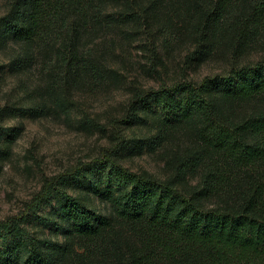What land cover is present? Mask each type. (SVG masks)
<instances>
[{
	"label": "trees",
	"instance_id": "16d2710c",
	"mask_svg": "<svg viewBox=\"0 0 264 264\" xmlns=\"http://www.w3.org/2000/svg\"><path fill=\"white\" fill-rule=\"evenodd\" d=\"M109 33H190L185 61L222 53L227 66L132 87L113 124L144 134L113 133L99 158L47 179L23 214L1 219L0 264H264V55L248 60L264 51V0H8L0 50L16 49L0 82L18 78L24 99L0 106V167L21 128L6 118L67 116L64 87L115 73ZM36 69L44 83L31 87L21 76ZM145 149L164 177L118 161Z\"/></svg>",
	"mask_w": 264,
	"mask_h": 264
},
{
	"label": "rangeland",
	"instance_id": "374dc122",
	"mask_svg": "<svg viewBox=\"0 0 264 264\" xmlns=\"http://www.w3.org/2000/svg\"><path fill=\"white\" fill-rule=\"evenodd\" d=\"M7 3L8 0H0V16L6 11ZM127 35L128 39L123 33H109L105 37L104 42L112 46L104 61L115 71L105 82L88 85L80 82L61 90L71 104L67 116L61 113L37 118L14 116L4 120V126L21 128L11 156L0 167V220L23 214L47 179L99 158L105 149L112 147L113 133L123 134L125 138L144 134V127L113 124L115 119L122 118L132 87L156 88L184 79L198 82L205 76L221 73L227 66V57L222 53L203 61L196 57L185 61L192 49L190 33ZM15 49L16 46L0 50V65L8 61ZM262 55L264 51H254L248 60L255 61ZM41 76L36 69L21 77L25 84L33 87L43 85ZM23 99L18 78L5 75L0 82V106ZM118 161L131 171L165 175L163 160L146 149L132 156L119 154ZM70 192L79 193L78 189H70ZM49 208L50 202H46L39 212ZM33 223L26 224L33 226Z\"/></svg>",
	"mask_w": 264,
	"mask_h": 264
}]
</instances>
